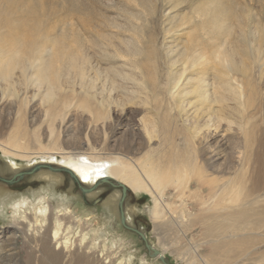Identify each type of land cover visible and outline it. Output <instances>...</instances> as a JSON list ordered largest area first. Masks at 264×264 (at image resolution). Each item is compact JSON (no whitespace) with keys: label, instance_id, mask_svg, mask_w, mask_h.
I'll list each match as a JSON object with an SVG mask.
<instances>
[{"label":"bare ground","instance_id":"obj_1","mask_svg":"<svg viewBox=\"0 0 264 264\" xmlns=\"http://www.w3.org/2000/svg\"><path fill=\"white\" fill-rule=\"evenodd\" d=\"M35 3L0 0V154L7 169L0 167V213L12 206L15 226L11 242L0 240V254L17 256L20 231L40 253L37 264H124L113 263L112 252L100 261L89 234L93 217L68 205L55 209L48 200L68 172L90 197L102 181L150 196L147 210L160 248L149 244L164 257L170 253L181 264H264V34L251 12H219L217 36L206 44L192 30L195 19L216 12L210 2L196 18L182 19L179 31L188 37L166 50L164 65L153 51L144 64L142 51L113 48L119 62L101 67L90 60L96 48H77L78 41L68 39L63 26L73 27L74 15L47 23L45 6ZM82 27L101 32L84 19ZM250 35L255 39L248 42ZM99 49L98 62L110 48ZM112 74L133 92L126 100L145 113L136 125L138 139L108 150L75 134L76 118L69 116L88 114L87 128L96 130L117 85ZM27 169L37 170L49 187L33 192V199L16 198L7 185L13 180L2 171ZM120 191L112 197L120 199ZM106 205L112 212L114 204ZM123 212L132 223V212Z\"/></svg>","mask_w":264,"mask_h":264},{"label":"rangeland","instance_id":"obj_2","mask_svg":"<svg viewBox=\"0 0 264 264\" xmlns=\"http://www.w3.org/2000/svg\"><path fill=\"white\" fill-rule=\"evenodd\" d=\"M41 1L34 0V3L36 2L35 6L39 9L45 6L44 9L47 10V23L49 20L53 22L55 20L60 21L61 19L67 20L74 15V26L71 27L68 23H65L63 26L66 27V31H69L68 39L71 36L74 37L71 40L75 41L76 39L78 41L75 44L77 48H96L91 53L92 57L90 60L91 62L93 61V64H100L101 67H107L110 64L119 62L117 57L111 56L113 48H128L132 52L131 55H135L134 52L137 50L142 51L139 61L142 60L144 64L147 59L146 55L148 56L147 53L153 51L152 54L155 60L160 63V66L164 65L166 50L168 48H176L177 42L181 41L182 37L185 36V40L188 37L187 31H179L182 19L189 15L194 17L198 12H202V9L205 10L210 2L208 7H211V10L213 8L217 10L213 9V12L216 11L213 16L203 17L204 21L200 19L193 21V23L198 24L195 30H192L195 38H202L206 44L209 42L213 43L214 41L211 40L216 38L217 35H214L212 31L216 29V24L220 25L222 21L219 16L221 15L220 13L226 14L232 8L242 15L251 12V17H253V20L255 19L254 23L256 24L258 22L257 24H259L264 34V0H180L182 1L180 4L177 3V0H44V2L42 1L43 4ZM235 6L238 8L236 9ZM243 18L245 19V16ZM83 19L91 22L101 32L94 34V32L85 30L82 27ZM214 20H217L215 21L216 23H214ZM231 20L234 19L231 18ZM245 20L248 22L249 19L247 16ZM235 21L236 19L234 20V24L237 26V22ZM237 30L238 27H236L235 32ZM205 33H208V35ZM79 34L83 38L81 41L77 38ZM259 36L261 35L257 37L259 38ZM234 38L235 36L228 40L229 45L227 48H231V45H234ZM247 38L248 42L249 40L251 42L252 39H255L251 35ZM262 45V48H264V39ZM247 47L250 48L251 46L248 45ZM99 48H110L109 53H105L101 58L103 61L100 60V62L97 60L100 58H97V55H102L101 49ZM100 75V79H104V72H101ZM113 76L114 74L111 77L117 81V85L111 91L110 97L105 101V107H102V110L106 112L103 119L105 125L101 124L103 122L101 120L96 130L93 126L88 129L87 121L90 118L88 114L84 113L82 116L80 115L78 117L79 119L74 115L69 116V119L74 120L76 118V121H71L74 127H72V131L75 134L81 137L84 135L88 136L92 144H103L108 150L117 149V146L121 147L129 144L132 137H135L137 140L139 132L136 129V125L140 117L145 113L142 108L126 100L127 96L134 95L133 92H129L118 77ZM108 85L110 84L108 83ZM2 159L5 160L0 154V167L5 168L1 161ZM36 171L35 169H27L17 175L12 172L2 171L4 177L13 180L9 184L6 183L10 187L9 193L16 198H20L24 194L33 199V192L45 191L49 187L50 182L38 177ZM61 179L59 183L57 182L55 184L56 188L54 187V189L48 191V200L54 205L55 209L57 207L65 209L66 205H68L83 218L87 215L93 217L91 228H89V232H91L89 234L91 238H95V243L98 245L97 255L100 261L107 255V252H112L113 255L111 257L114 260L113 263L123 261L124 264H164L160 260L157 261L155 259V256L147 248L146 242L137 232L133 229L126 228L122 224L119 211L120 195L118 199L112 197L115 192L118 191L120 193L122 189L115 185L116 182L102 181L99 186L100 188L96 190L99 191L98 194L90 197L86 192L84 193L82 191L78 182L68 172H64ZM0 183L4 182L0 180ZM171 190V188L168 189V192L171 193ZM1 193L2 190H0ZM3 196L1 195L0 201L4 198ZM106 204L111 206L114 204L112 207L114 209L110 208L114 213L113 216L111 215L112 212L107 210L108 205ZM151 205L152 201L150 196L147 194H141L139 196L128 189L123 208L124 211L128 209L132 212V223L130 222L127 225L144 233L149 243L151 242L154 246L160 248L155 234L154 224L147 210ZM11 215L12 206H9L4 213H0V240L7 238L9 241L7 240L6 244L11 242V238L14 236L15 226L11 222ZM79 239V236H77V240ZM16 241L19 247L14 252H17V256L16 254L1 253L0 264H37V258L40 253L33 248L34 243H28L20 231L17 232ZM160 250H163V248ZM165 260L168 264H181L179 259L170 253L165 255Z\"/></svg>","mask_w":264,"mask_h":264},{"label":"water","instance_id":"obj_3","mask_svg":"<svg viewBox=\"0 0 264 264\" xmlns=\"http://www.w3.org/2000/svg\"><path fill=\"white\" fill-rule=\"evenodd\" d=\"M120 186H121V188H122V195H121L120 202H119V209H120V214H121V221H122V224H123L126 228H128V229H133L135 232H137V233L142 237V239L146 242V246H147V248L151 251V253L153 254V256H155V257H156V256H159L160 259H161V261H162L164 264H168L167 261L165 260V257L162 256V255L160 254V251L157 250V249H155V248H153V247L149 244V242H148V240H147V237L145 236L144 233H142V232H140L139 230L134 229V228L130 227L129 225H127V222L125 221V215H124V212H123V201L125 200V197H126V195H127V189H126V187H125L124 185H122V184H120ZM81 189H82V191L85 193L86 189H84V188H81Z\"/></svg>","mask_w":264,"mask_h":264}]
</instances>
